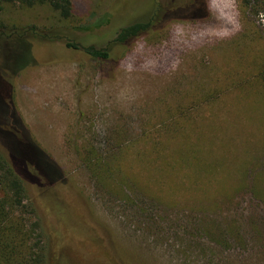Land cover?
Returning a JSON list of instances; mask_svg holds the SVG:
<instances>
[{"label":"rangeland","instance_id":"1","mask_svg":"<svg viewBox=\"0 0 264 264\" xmlns=\"http://www.w3.org/2000/svg\"><path fill=\"white\" fill-rule=\"evenodd\" d=\"M152 1L170 12L196 4L198 18L115 43ZM71 2L67 20L47 4H5L0 30L56 31L109 59L27 67L10 101L120 264H264V0ZM11 48L0 45V119Z\"/></svg>","mask_w":264,"mask_h":264},{"label":"trees","instance_id":"2","mask_svg":"<svg viewBox=\"0 0 264 264\" xmlns=\"http://www.w3.org/2000/svg\"><path fill=\"white\" fill-rule=\"evenodd\" d=\"M15 2L27 7L47 4L64 20L73 16L71 0H0V13L5 4ZM203 7L206 9L205 2ZM195 8L196 4H191L173 12L160 11L153 2L146 20L122 27L113 41L128 45L167 20L196 19ZM0 45L18 47L11 48L3 60L9 81L2 90L5 111L0 119V264H56L62 259L67 264H120L107 230L92 216L59 166L40 148L10 101L14 78L27 67L71 60L72 54L107 61L108 51L64 42L56 31L46 35L35 26L2 28ZM50 46L57 49L50 51ZM259 78L264 84L263 67ZM246 170L247 177L259 167ZM241 182L238 190L248 189L247 182Z\"/></svg>","mask_w":264,"mask_h":264}]
</instances>
